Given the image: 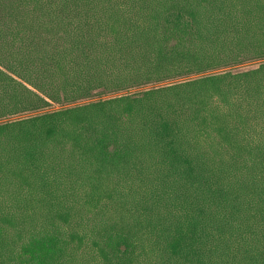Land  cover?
Wrapping results in <instances>:
<instances>
[{
    "label": "trees",
    "instance_id": "16d2710c",
    "mask_svg": "<svg viewBox=\"0 0 264 264\" xmlns=\"http://www.w3.org/2000/svg\"><path fill=\"white\" fill-rule=\"evenodd\" d=\"M0 264H264V0H0Z\"/></svg>",
    "mask_w": 264,
    "mask_h": 264
},
{
    "label": "rangeland",
    "instance_id": "374dc122",
    "mask_svg": "<svg viewBox=\"0 0 264 264\" xmlns=\"http://www.w3.org/2000/svg\"><path fill=\"white\" fill-rule=\"evenodd\" d=\"M254 67H256V64L246 65V66L241 67L240 69L241 70H245V69H250V68H254ZM136 90H140V89H134V90H131L130 92H134ZM109 96H112V95H109ZM98 98L99 97H94L92 100H97ZM101 98H106V96L101 97ZM89 101L90 100H83V101H78V102H75V103H61V104L50 103L47 107H45V108H43V109H41L39 111H34V112H30V113H24V114H21L19 116L13 117L11 119L25 118V117H28V116H31V115H35V114H38V113L55 111V110H58V109H61V108H66V107H71V106L78 105V104L87 103Z\"/></svg>",
    "mask_w": 264,
    "mask_h": 264
}]
</instances>
